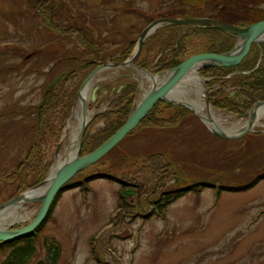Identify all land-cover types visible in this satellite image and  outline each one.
I'll return each mask as SVG.
<instances>
[{"label": "rangeland", "instance_id": "rangeland-1", "mask_svg": "<svg viewBox=\"0 0 264 264\" xmlns=\"http://www.w3.org/2000/svg\"><path fill=\"white\" fill-rule=\"evenodd\" d=\"M67 1L72 13L81 16L82 22L92 28L96 41L104 43L102 35L109 41L106 45L112 55L108 62H118L114 59L118 50L128 39L137 37L151 18L170 17L167 13L178 8L190 10L199 5L198 0ZM208 3L204 13L213 9ZM37 12L28 0H0V203L16 195L23 183L28 189L38 179V166L15 171L30 152L36 109L44 87L78 52L74 39H60L63 50L59 55L64 56L63 62L38 59L37 48L57 35L44 27ZM185 14L196 16L192 12ZM189 46L191 52L193 45ZM94 67L93 64L81 69L76 81L79 83ZM140 71L117 66L110 70V76L95 84L89 104L91 117L107 110L114 96L124 88V78L136 80ZM76 81L68 84V88L76 86ZM148 88L146 85L143 90ZM141 93L139 89V97ZM212 108L231 117L228 126L247 117ZM56 111L59 115L53 122L55 134L46 130L41 139L43 162L52 154L54 161L59 152L54 141L65 111L60 107ZM170 114L166 112L161 117L166 119ZM254 130L239 138L219 137L200 117L187 111L177 125L145 127L128 134L119 150L128 156L164 153L175 172L164 187L211 179L215 185H238L264 169V116L258 119ZM111 162L112 158L106 160V164ZM141 166L139 162L127 168L125 176L132 177L133 171ZM96 169L90 165L84 170L88 174ZM89 185L90 191L80 186L64 191L42 230L41 237L48 236L62 247L58 264H264V179L246 191L223 190L220 196L218 187L208 186L200 193L191 190L167 204L162 214L154 213L149 219L140 217L150 210L151 200H146L149 195L134 192L131 198L127 197L130 210L122 211L118 205L123 191L121 184L97 178ZM39 206L38 202L28 203L26 210L35 211ZM33 219L8 228H20ZM45 256L46 249L40 243L37 255L28 264H35Z\"/></svg>", "mask_w": 264, "mask_h": 264}, {"label": "trees", "instance_id": "trees-1", "mask_svg": "<svg viewBox=\"0 0 264 264\" xmlns=\"http://www.w3.org/2000/svg\"><path fill=\"white\" fill-rule=\"evenodd\" d=\"M198 1V8L190 10L178 8L170 14L167 13V16H185V13L192 12L196 16H207L239 26H246L264 19V0ZM209 1L213 9L209 13H204L203 8L209 4ZM28 2L38 11L37 15L42 19L44 27L57 35L56 38L37 48L38 59H44L49 63L56 62L57 64L63 62L64 56H60L61 54L59 55V53L63 50L61 44L63 43L62 40L65 39H74L78 47L77 55L69 58L71 61L65 63V68L58 71L46 84L41 102L37 105L34 140L30 147V152L19 162L15 171V173L21 172V170L28 171L33 169L34 166L39 167L38 179L29 187L31 188L45 179L53 163L54 154L43 162L40 150L41 139L45 135V131L49 130L50 133L55 134L53 122L59 115L56 111L57 108L63 109L65 114L60 120L54 141L55 146L59 144L61 133L64 131L66 120L75 104L83 81L97 65L111 59L112 53H109L111 50L106 45L109 43L106 37L104 35L101 37L105 44L96 41L93 37L92 28L82 22L81 16L72 13L71 4L67 0H28ZM60 18H64L66 20L65 23L57 21ZM151 19L153 20V18ZM198 35L201 38H198ZM138 36L128 39L118 50L119 55L112 58L115 57L114 59L118 62H123L130 58L138 42ZM235 41L236 37L234 35L217 28L165 25L158 28L146 39L142 51L135 61V65L157 73L177 66L195 53L227 52L233 48ZM190 44L193 45L191 52ZM260 58L261 61L258 64ZM93 64L95 67L91 71L86 72L78 83L76 80L81 69H88ZM200 73L204 77L209 78L205 83L210 91V100L213 107L227 113L242 116L254 103L264 100V43L260 46L253 44L247 56L238 65L210 67L200 70ZM57 77L59 79L51 85L52 81ZM124 80L126 81L124 88L114 96L109 108L97 113L89 122L83 138L81 155L92 152L104 143L126 122L128 116L134 110L137 100L138 82L129 78H124ZM75 81L77 83L76 86L68 88V84H75ZM187 111L190 110L183 105L161 100L129 134L145 127L160 128L177 125ZM166 112H172V114L168 118L162 119L164 117H161V115ZM122 141L104 157L92 164L96 166V170L86 174L83 169L62 186L52 203L46 219L33 232L8 242H0V264H28L37 255L40 243L46 249V256L37 260L35 264H58L62 254V247L60 243L48 236L41 237L42 230L50 220L54 208L64 191L76 186H80L84 191H90V182L97 178H104L121 184L123 191L120 194L118 205L123 208L121 209L122 211L130 210L131 203H128L127 197L131 198L134 192L138 195L140 194V196L143 193L149 195L146 200H151L150 210L140 214V217L145 219H149L154 213L162 214L163 208L167 204L177 200L191 190L200 193L205 187H218L217 195L220 196L223 190L232 192L246 191L264 179V169H262L256 176L238 185H215V180L211 179L195 181L182 186H178L175 183L164 187L175 175L173 163L167 160L165 154L162 152H151L146 155L128 156L124 151L119 150ZM113 152H115L114 155H112ZM108 158H112L110 164H106ZM139 162L142 165L140 169L134 170L132 177H126L124 174L125 170L135 167ZM131 165L132 167H129ZM148 181H151V184H148ZM154 181L155 184L153 185L152 182ZM26 189L23 183L17 194ZM124 192H127V196L124 195Z\"/></svg>", "mask_w": 264, "mask_h": 264}, {"label": "water", "instance_id": "water-1", "mask_svg": "<svg viewBox=\"0 0 264 264\" xmlns=\"http://www.w3.org/2000/svg\"><path fill=\"white\" fill-rule=\"evenodd\" d=\"M170 24L176 26L186 25V26L199 27V28H217L226 33L234 35L236 37V42L234 44V47L227 52L195 53L189 56L188 58H186L177 66L157 73L137 67L135 65V61L138 59L146 39L149 36H151L158 28ZM263 34H264V19L250 23L246 26H239L236 24L228 23L207 16L159 17L152 20L139 34L138 42L135 46L132 56L123 62L107 61L95 67L83 81L78 91L77 99L80 96L82 89L84 88L85 84L89 81V79L108 65L128 66L130 68H136L141 71L149 72L152 75H160L162 73H167L168 75L166 76V78H164V80L161 81V83H157V82L153 83L148 88V90H146L144 96L137 100V104L134 110L128 116L126 122L114 134H112L104 143H102L92 152L86 155H81V148H82L84 134L92 118H90V120H87L80 129V147L77 156L64 161L60 165L56 173L52 176L50 183L47 186L45 194L41 198L28 199V201L30 200V202L40 203L39 209L34 219L27 225L22 226L20 228H0V242L2 241L8 242L13 239L28 235L31 232H33L37 227H39L41 223L46 219L48 212L51 208V205L55 197L57 196L58 192L62 188V186L67 181H69L73 176H75L78 172L100 160L116 145H118L120 141H122L132 130H134L145 119V117L154 108V106L161 100L167 102H174L176 104H180L187 107L195 115L200 117V119L205 123V125L210 129V131L213 134L219 137L228 138V139L239 138L247 134L248 132L252 131L258 121L257 116L255 114V108L259 105L264 104V100L257 101L249 109L246 116H250V118L245 128H243V130L237 133H227L224 129L220 127L218 128L209 127L205 121V118L202 115H200L198 112H196L194 108H192L190 105L182 101H178L171 98L170 95L174 93V91L180 86L181 82L185 79L189 71L200 63H202V65H200L198 69V74L203 79V86L204 88H206L205 78L200 74V70L210 67H216V66L230 67V66L238 65L247 56L253 44H257L260 46L262 43H264V39L260 38ZM240 40L242 41V43L239 45L238 42ZM260 61L261 58L259 59L258 64L260 63ZM59 77L53 80L51 85H53L59 79ZM135 79L139 83L138 88L141 89L138 78L136 77ZM207 102L210 103L208 92H207ZM83 112L87 114V107L85 105L83 108ZM60 144L61 141L59 143V146ZM57 150H59V147ZM54 164L55 162L53 163L46 178L41 183H39L38 185L32 188L22 191L13 198H10L0 203V210L13 204L16 201L23 199L27 191L34 190L40 187L41 185H43L45 182H47Z\"/></svg>", "mask_w": 264, "mask_h": 264}, {"label": "bare ground", "instance_id": "bare-ground-1", "mask_svg": "<svg viewBox=\"0 0 264 264\" xmlns=\"http://www.w3.org/2000/svg\"><path fill=\"white\" fill-rule=\"evenodd\" d=\"M260 38L264 39V34ZM241 43L242 41L240 40L238 44L240 45ZM200 65H202V63L197 64L189 71L185 79L181 82L180 86L174 91V93L170 95V97L175 100L182 101L194 108L196 112L205 118V121L209 127H220L227 133L240 132L247 125L250 116L245 117L243 120L241 119L233 122L230 126L226 125L231 117L214 111L212 106L207 102V95L205 94L203 79L198 74ZM115 67L117 66L108 65L104 67L94 76H92L85 84L80 96L76 100L73 111L67 122L65 129L66 131L61 142V147L57 153L56 162L52 168L50 176L48 177L49 179L40 187L31 191H27L23 199L16 201L0 210V228H8L16 222L30 220L32 217H35L38 210H26L27 204L32 203L30 200L28 201V199L41 198L45 194L52 176L56 173L60 165L64 161L77 156L80 147V129L83 124L91 118L92 111L89 110L91 91L95 84L110 76V70ZM167 75V73L152 75L149 72L140 71V75H137V78L140 82V88L142 89L140 98H142L146 93V90H143L146 85L150 87L155 82L161 83V81H163ZM84 105L87 107V114L83 112ZM255 114L257 119H261L264 116V104L255 108Z\"/></svg>", "mask_w": 264, "mask_h": 264}]
</instances>
